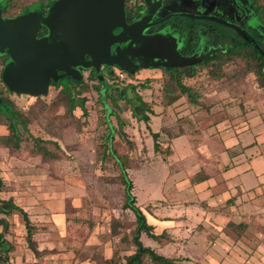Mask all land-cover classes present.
<instances>
[{
    "label": "rangeland",
    "instance_id": "1",
    "mask_svg": "<svg viewBox=\"0 0 264 264\" xmlns=\"http://www.w3.org/2000/svg\"><path fill=\"white\" fill-rule=\"evenodd\" d=\"M33 1L35 0H20V4L23 6ZM260 1L264 4V0ZM21 6L16 7L15 11ZM2 63L3 58L0 57V68ZM85 72V82L73 90L77 98H87L85 108L77 107L74 114L67 113L64 105L60 103L65 99V92L60 88L51 87L46 94L35 96L8 92L0 83L1 93L12 101L16 108L24 111L28 119L27 130L21 129L20 149L4 145L5 143L0 141L2 181L0 199L2 200L1 196H9L10 187H6L8 184L5 183L7 179H23L27 184L37 183L39 186L43 184L42 178L46 176V179L53 183L51 187L53 186L54 195L59 198L80 196L85 199L87 212L91 209V213H87L85 217L73 219L75 222L71 223L68 229L65 221L61 230L57 228L46 230L45 227L36 225L34 233L36 245L40 248L47 246L45 250L32 252L27 241L26 229L19 225L12 231L9 228L7 242L1 243L0 253L4 251L2 247H9L7 252H12L9 255L10 264H108L109 261L120 264L134 251L132 237L136 227V216L131 209L124 207V186L117 179L118 163L110 154L104 152L108 147L107 142L104 145V141L109 132L106 123L109 111L114 112L111 114V120L117 127L112 148L128 166L127 171L134 181L133 193L136 195L137 205L158 232L168 229L170 225L169 222H162L154 216L153 211L162 207L160 203L163 200H172L174 195L169 194L167 189L162 190L157 183L154 184L150 180L164 178V173L172 162L169 160L171 151H165V156L159 154L161 152H155L153 139V131L160 130L162 118L167 117V114L161 117L163 71L160 68L145 67L132 76L126 72L124 78H119L117 82L111 81L107 98L111 109L106 107L107 112L100 99V90L105 86L97 79L91 80L88 77L89 70ZM198 72L200 74L191 82L202 94L201 103L230 101L233 106H239L244 102H258L264 105V79L256 76V65L253 61L237 57L220 67L214 65L208 68L198 67ZM147 80L152 81L148 88L143 89L141 84ZM104 83L106 84L105 81ZM132 85L136 86L137 93L146 102H154L157 105L159 117L155 116L150 125L145 120L138 119L133 109L134 104H129L127 100L116 96L117 88H126L127 96L134 98ZM260 88L261 92H258ZM245 89L248 91L245 92ZM114 96L116 100L113 99ZM176 112L170 110L160 131L161 138L172 137L171 130L178 118ZM230 112L226 108L220 110L217 116L227 117ZM230 116L236 119L238 115L230 113ZM202 121L201 127H205L209 122L208 118ZM10 132L9 120L0 113V136ZM193 138H198L196 133L193 134ZM38 142L55 156L42 157L35 154L33 148ZM192 152L199 159L204 158L200 154V145L194 147ZM256 164L264 168V163ZM13 166H16L19 172H15ZM11 167L13 171L6 172ZM43 169L47 171L45 175L40 171ZM165 186L167 183L164 184V189ZM43 189L44 193L50 191L46 187ZM22 191L23 189L18 192ZM61 203L63 202L59 200L53 207L59 208ZM65 206V216L75 213L70 205ZM18 207L24 209L23 206ZM207 239L212 238L208 236ZM142 241L154 248L158 246L157 242L146 234L142 235ZM162 244L163 254L172 257L178 255L176 244L169 241ZM112 254L115 255L114 258L109 260ZM231 254L235 257L238 255L235 251ZM196 255L198 254L186 253L184 258H178L175 264H204L198 261ZM237 257V260H241L239 256ZM216 264L228 263L221 260Z\"/></svg>",
    "mask_w": 264,
    "mask_h": 264
},
{
    "label": "crops",
    "instance_id": "2",
    "mask_svg": "<svg viewBox=\"0 0 264 264\" xmlns=\"http://www.w3.org/2000/svg\"><path fill=\"white\" fill-rule=\"evenodd\" d=\"M259 91L261 92V88ZM182 99L185 98L182 97L167 108L161 105V117L166 114L168 117L170 110L178 113L177 122L171 130L172 137H160L162 151L159 154L171 151L169 160L172 162L164 173V178L150 179L162 190L167 189L169 194L174 195L172 200H163L160 203L162 207L153 211L154 216L170 225L160 232L153 225L156 234H164L159 239L143 234L157 242L158 246L153 248L160 250L162 254V243L169 241L176 244V261L184 258L186 253H193L198 254L196 258L204 264H216L221 260L228 264H264V168L256 164L264 163V105L244 102L233 106L230 101H211L207 104L200 102L195 105ZM156 106L149 125L155 116L159 117L160 112L156 111ZM105 107L111 109L108 102ZM226 108L232 115H238L236 119L231 118L230 113L227 117L217 116L220 110ZM109 112V118L106 119L114 125ZM167 117L162 118L160 130H154L153 133L162 130ZM204 118H208L209 122L201 127L200 122ZM194 133L198 138H193ZM195 145H200V154L205 159H199L192 152ZM13 167L15 172H19L16 166ZM13 167L6 172L13 171ZM40 171L44 175L47 173L45 169ZM42 181L43 184L39 186L37 183L27 184L23 179L5 181L10 191L8 197L1 196L0 220L7 221L8 229L0 224V246L2 242H7L9 228L12 231L19 225L26 229L27 234L22 213L17 209L7 212L10 201L23 206L31 222L46 230H61L63 221L68 229L75 222L73 219L91 213V209L87 212L85 208L84 198H59L54 195L51 180L44 176ZM165 183L167 186L164 189ZM45 187L50 191L44 193L42 190ZM21 189L23 193L18 192ZM59 200L63 202L61 207L54 208L53 204ZM65 204L75 211L73 215H64ZM46 205L50 206L45 207ZM208 236L212 239H207ZM46 247L39 246L38 249L45 250ZM2 249L4 251L0 253V264L4 261L5 264H10L9 255L12 252H7L9 247L6 246ZM232 251L241 260H237L238 257L233 256ZM210 253L213 255L210 256ZM112 256L114 254L110 257Z\"/></svg>",
    "mask_w": 264,
    "mask_h": 264
},
{
    "label": "water",
    "instance_id": "3",
    "mask_svg": "<svg viewBox=\"0 0 264 264\" xmlns=\"http://www.w3.org/2000/svg\"><path fill=\"white\" fill-rule=\"evenodd\" d=\"M2 10L0 3V55H9L2 77L19 94L44 95L51 79L65 75L81 81V68L95 69L107 83L103 66L135 73L145 67L189 66L207 57L181 55L176 38L168 33L145 34L146 18L128 23L124 0H57L47 14L31 9L3 17ZM182 15L230 26L264 56L262 45L245 28L215 15ZM252 22L264 35L259 16ZM42 27L47 33L38 36Z\"/></svg>",
    "mask_w": 264,
    "mask_h": 264
},
{
    "label": "trees",
    "instance_id": "4",
    "mask_svg": "<svg viewBox=\"0 0 264 264\" xmlns=\"http://www.w3.org/2000/svg\"><path fill=\"white\" fill-rule=\"evenodd\" d=\"M57 0H35L30 4H24L21 6L20 0H0V3L3 7L2 15L3 17H10L15 16L25 11L35 9L47 14L49 8L56 2ZM126 8L130 9V0H125ZM253 6L259 13L260 20L264 23V4L261 3L260 0H252ZM21 6L20 9L15 11L16 7ZM130 13H135L136 9L133 6L130 10ZM46 33V28H43L39 31L38 36H42ZM262 47L264 48V37L260 42ZM1 57V56H0ZM245 58L249 61H253L256 65V76L258 78L264 79V56L256 48L253 44L248 42L247 40L243 39L242 37L237 36L236 41L233 45L225 52H218L208 58L201 60L193 65L189 66H179V67H170V66H156V68H160L163 72V81L161 84L162 89V99L160 103L167 108L169 105H172L182 97L188 100L192 104H199L201 102V92L192 84V80H194L200 72H198V67L200 68H208L217 66L220 67L224 63L233 60L235 58ZM94 73L89 77L91 80L97 79L100 84H103L105 87L100 90V99L103 102L104 106L107 102V98H109V84L108 82L105 84L99 76L93 71ZM217 74L218 72H212ZM128 75L132 76L134 73H128ZM152 80H147L146 82L142 83L141 86L143 89L149 87ZM83 82H77L74 86L70 87L69 85H65L64 89L61 91L65 92V99L64 101L60 102L64 105V108L67 113H73L77 107L85 108V103L87 98H77L75 92L73 91L76 87L81 85ZM134 90V98H130L127 96L128 91L126 88H117L116 96L127 100L129 104H134L133 109L135 115L140 120H145L147 123L151 120V114H154V106L156 105L154 102L148 103L146 102L143 97L137 93L136 86H131ZM2 98L0 102V113L3 114L9 120V129L10 133L4 136H0V141L4 142V145L14 147L16 149L21 148L22 144V136H21V129L27 130L28 127V119L26 113L24 111L19 110L15 107L14 103L6 98L2 93H0ZM40 96V95H38ZM116 100V97H113ZM56 103V102H54ZM106 110L107 108L104 107ZM114 112L111 111L109 114H113ZM109 132L106 134V141H104V145L107 142L108 147L104 150L105 153L110 154L118 163L119 172L117 174L118 181L124 186V195H125V203L124 207L129 208L133 211L136 216V227L133 232V243L135 249L132 253L126 256L124 262L120 264H175L176 258L172 256H168L165 254L160 253L153 247L149 245H145L142 241V234L146 233L151 238L159 239L163 237L164 234L158 235L154 232V226L149 224L148 220L146 219L145 214L143 213L140 206L137 205V198L136 195L133 193L134 189V181L129 176L127 171L128 166L123 161L122 157L112 148V144L114 142L115 134L117 133V127L115 125H111L110 121H106ZM161 133L154 132L153 139H154V148L155 152L162 151V141L160 139ZM34 153L40 154L42 157H54L53 153L48 150V148L42 146V143H36L34 145ZM107 151V152H106ZM107 155V154H103ZM108 156V155H107ZM2 181L0 179V193H1ZM1 200V199H0ZM9 211L8 213L12 212L13 209L19 210L24 218L25 225L27 228V241L29 246L32 248L34 252L39 251L36 240L34 238L35 233V225L31 222L28 213L24 210L19 208L16 204L12 201L9 202ZM1 210V207H0ZM4 225V228L7 230V221L5 219L0 220V224ZM2 238V234H0V239ZM115 256V255H114ZM114 256L110 257L109 260H112ZM108 264H116L113 261H109Z\"/></svg>",
    "mask_w": 264,
    "mask_h": 264
},
{
    "label": "flooded vegetation",
    "instance_id": "5",
    "mask_svg": "<svg viewBox=\"0 0 264 264\" xmlns=\"http://www.w3.org/2000/svg\"><path fill=\"white\" fill-rule=\"evenodd\" d=\"M130 9L134 6L135 13H130L124 0L126 20L131 23L140 18H146L145 34L168 33L176 38L177 49L181 55L207 54L202 60L218 52L227 51L236 41L238 33L232 27L210 19L193 18L182 13L198 15H215L245 28L260 43L264 35L254 26L252 19L259 16L252 0H130ZM260 18V16H259ZM46 28L42 27L41 29ZM40 29V30H41ZM39 30V31H40ZM38 31V33H39ZM47 33V28H46ZM44 35V34H43ZM240 37V36H239ZM261 44V43H260ZM3 58L0 68L1 84L8 92L11 91L3 81L2 73L9 55H0ZM89 58V57H88ZM201 61V60H200ZM147 68V67H146ZM148 68H156L148 67ZM83 80H77L71 75H65L58 80L51 79V87L64 89L65 85L74 86L77 82H85V74L89 70L90 77L95 69L81 68ZM138 69L136 72L140 71ZM126 72L118 66H103L101 73L109 84L117 82L118 73ZM135 72V73H136ZM64 72H58L59 75ZM98 75V74H97ZM1 93V90H0ZM16 93V92H14ZM18 94V93H17Z\"/></svg>",
    "mask_w": 264,
    "mask_h": 264
},
{
    "label": "built area",
    "instance_id": "6",
    "mask_svg": "<svg viewBox=\"0 0 264 264\" xmlns=\"http://www.w3.org/2000/svg\"><path fill=\"white\" fill-rule=\"evenodd\" d=\"M125 74H126V72H119L118 76H119V78H124Z\"/></svg>",
    "mask_w": 264,
    "mask_h": 264
}]
</instances>
